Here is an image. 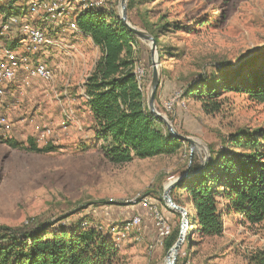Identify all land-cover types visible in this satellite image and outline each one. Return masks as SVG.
I'll return each mask as SVG.
<instances>
[{
	"label": "rangeland",
	"instance_id": "374dc122",
	"mask_svg": "<svg viewBox=\"0 0 264 264\" xmlns=\"http://www.w3.org/2000/svg\"><path fill=\"white\" fill-rule=\"evenodd\" d=\"M57 1L67 8L64 24L84 10L76 0ZM104 2L101 11L120 19V0ZM14 14L22 20L23 15L17 11ZM127 14L129 23L145 32L144 22L154 28L170 24L163 29L165 36L160 37L161 47H157L158 57L161 49L165 55L168 51L172 55L162 62L158 59L156 107L179 135L196 142L192 163L188 142L171 156L124 164L105 157L92 129L89 109L80 96L81 82L101 52L88 37L71 32L67 25L55 28L44 23L41 11L23 21L42 27L66 49L43 48L32 55L55 71L53 84L22 75L20 83L14 86L15 81L6 91L4 106L12 117L13 130L0 133V227L25 231L56 222L84 224L117 243L121 264H166L168 251L158 237L157 220L140 200L146 198L155 206L172 233L179 231L183 216L165 205V188L187 172L202 170L211 159L212 149L231 150L224 144L231 134L264 128V105L253 103L245 95L223 93L219 98L221 111L214 115L206 114L201 103L189 96L192 84L202 75L210 81V74L221 64L235 67L264 47V0H127ZM0 39L2 45H15L14 50L24 54L23 46L12 35ZM134 47L136 70L148 100L152 81L150 45L140 41ZM71 58L77 60L75 70ZM177 95H182L181 102L172 112H166L164 104ZM11 139L20 147L10 146L7 140ZM29 139H34L39 148L50 145L53 149L46 153L27 150ZM180 207L187 215L191 213L190 206ZM135 216L140 217V225L126 230ZM191 224L189 219L176 264H248L251 253L264 247V221L250 225L224 212V233L212 238L198 237Z\"/></svg>",
	"mask_w": 264,
	"mask_h": 264
},
{
	"label": "trees",
	"instance_id": "16d2710c",
	"mask_svg": "<svg viewBox=\"0 0 264 264\" xmlns=\"http://www.w3.org/2000/svg\"><path fill=\"white\" fill-rule=\"evenodd\" d=\"M20 1L6 0L0 10L12 13ZM76 23L102 54L86 78L84 94L92 129L103 145L105 157L112 163L124 164L178 153L186 142L172 137L165 124L151 114L145 86L136 74L138 58L133 46L138 47L140 40L120 19L101 10L81 11ZM167 25L169 22L154 28L143 23L158 48ZM7 47L14 49L15 45L7 44ZM169 55H172L169 51L165 55L161 49L160 62ZM164 74L163 70L161 75ZM229 92L264 105V47L240 60L235 67L221 64L219 70L210 74V81L202 75L192 84L189 96L201 103L206 114L214 115L223 105L219 98ZM7 143L20 147L12 139ZM224 144L231 150L212 149L205 167L171 191L178 205L190 206L188 217L201 238L223 235L224 212L241 217L250 225L264 221V128L238 130ZM25 149L46 153L53 148L50 145L39 148L34 139H29ZM179 234L180 230L171 232L164 240L167 251ZM0 264H121V256L117 243L97 228L56 222L25 231L0 227ZM248 264H264V247L251 253Z\"/></svg>",
	"mask_w": 264,
	"mask_h": 264
},
{
	"label": "built area",
	"instance_id": "2783aa9c",
	"mask_svg": "<svg viewBox=\"0 0 264 264\" xmlns=\"http://www.w3.org/2000/svg\"><path fill=\"white\" fill-rule=\"evenodd\" d=\"M83 6L84 10L93 9L101 10L104 6V0H76ZM6 5V0H0V7ZM14 12L17 11L23 18L12 13L0 10V36H11L19 44L23 46L24 54L10 49L0 42V133L5 131H11L13 128L12 118L8 112L4 102L6 100V91L10 84L14 83L20 73L27 75L29 79H38L47 84H53L56 79L55 71L50 68L47 63L40 60H36L32 55L37 54L43 48H60L66 49V46L55 36L49 34L42 27L33 25L28 21H23L28 17L33 18L44 11V15L41 16L44 23L54 25L55 28H60L67 25V28L71 32L83 34L77 26L76 18H74L68 24L62 22V17L66 13V6L60 1L49 0L47 3H41L35 0L28 1L26 4L20 2L14 6ZM83 10V11H84ZM55 33V31H53ZM18 38H15V37ZM133 48H135L133 46ZM139 81L141 76L136 70ZM182 95H177L170 101L164 104L166 112H172L177 104L182 100ZM85 98L87 96L85 95ZM49 133V132H48ZM142 204L146 205L150 213L155 216L157 220V232L161 241L168 238L171 234L170 226L167 224V220L163 218L158 210L147 200L143 198L140 200ZM141 219L135 216L126 227V230H130L133 227L139 226Z\"/></svg>",
	"mask_w": 264,
	"mask_h": 264
},
{
	"label": "water",
	"instance_id": "95a60500",
	"mask_svg": "<svg viewBox=\"0 0 264 264\" xmlns=\"http://www.w3.org/2000/svg\"><path fill=\"white\" fill-rule=\"evenodd\" d=\"M120 8H121L120 20L123 23V25L128 29L129 32H131L141 42H144L150 45V51H151V56H152V81H151V92L147 100L148 109L153 116H155L156 118H158L165 124L167 130L169 131L172 137L183 140L184 142H188L191 145V157H190V164H191L192 159H193V152L196 147V142L191 138L179 135L175 131L172 124L167 120V118L164 115H162L157 110V107H156V95L160 87V71H159V62H158L159 57L157 56L156 40L151 34L141 29H138L137 27L132 26L129 23L128 14H127V0H120ZM196 173L190 174L189 172H187L182 178H179L178 180H175L174 182L170 183L164 190L163 201L165 205L172 210L180 212L183 216L179 237L177 241L175 242V244L172 246V248L168 251V255L166 258V264H176L179 250L184 242L185 228L189 221L187 212L173 201L172 196H171V191L180 183L179 181L192 177Z\"/></svg>",
	"mask_w": 264,
	"mask_h": 264
},
{
	"label": "crops",
	"instance_id": "0c3cea01",
	"mask_svg": "<svg viewBox=\"0 0 264 264\" xmlns=\"http://www.w3.org/2000/svg\"><path fill=\"white\" fill-rule=\"evenodd\" d=\"M81 13V12H80ZM79 13V14H80ZM77 16H78V14H77ZM77 16L75 17V18H77ZM80 35H85V34H80ZM86 37H88L87 35H85ZM88 39H89V41L93 44V45H95L94 43H93V41H92V39L90 38V37H88ZM76 40H74V42H75ZM96 46V45H95ZM97 47V46H96ZM98 48V47H97ZM99 49V48H98ZM100 50V49H99ZM63 52H64V50H63ZM101 52V51H100ZM102 55V54H101ZM69 56H71V54L69 55ZM71 60V64H72V69L73 70H75V67H76V61L77 60H75V59H73V58H71L70 59ZM97 61L98 60H95L94 62H91V65L89 66V69L87 70V75H86V77H85V79L81 82V87H80V96L82 97V99H84L85 100V105H86V98H85V95H84V83H85V81H86V78L89 76V74L93 71V69H94V67H95V65H96V63H97ZM78 65H80L81 66V63L78 61ZM85 66H86V64H84L83 65V67H84V69H85ZM83 69V71L85 72L86 70H84ZM22 75H26V74H24V73H20L19 75H18V78H17V80H16V82L14 83V86H16V85H18L20 82L18 81L20 78H22ZM27 76V75H26ZM70 82V79L67 81V85H68V83ZM11 88H13V86H10V89ZM87 106V105H86ZM87 108H88V106H87ZM89 109V108H88ZM89 113H90V111H89ZM12 118V117H11ZM12 130H13V128H12ZM11 130V131H12Z\"/></svg>",
	"mask_w": 264,
	"mask_h": 264
}]
</instances>
